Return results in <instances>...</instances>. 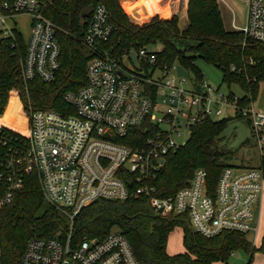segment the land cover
<instances>
[{
  "label": "built area",
  "instance_id": "obj_1",
  "mask_svg": "<svg viewBox=\"0 0 264 264\" xmlns=\"http://www.w3.org/2000/svg\"><path fill=\"white\" fill-rule=\"evenodd\" d=\"M240 1L246 6L245 21L237 30L264 41V0ZM171 2L168 11L173 9ZM44 7L42 0H0L1 37L17 30L8 26L7 18L31 16V34L19 69L24 84L35 78L50 81L59 67L55 26L44 15ZM111 32L108 9L98 3L84 37L94 54L86 64V82L63 94L73 113L30 109L24 132L12 134L0 127V206L11 203L26 184H35L45 202L70 221L64 236L30 237L19 264H139L117 227L102 238H72L75 215L97 199L143 197L156 215H187L193 231L204 237L237 231L251 233L254 242L264 188L261 168L227 165L214 187L207 180V171L197 167L185 186L167 195L159 193L155 182L166 155L185 143L179 141L183 133L190 135L191 127L205 118L215 119L224 106L247 119L263 149L264 113L256 111L252 102L238 105L235 96L218 93L217 98L210 97L205 89L211 87L205 83H199L202 94L195 89L197 83L185 87L187 78L176 75V64H156L159 48L140 47L135 51L137 64L128 50L118 57L102 49L101 43ZM124 59L130 68L123 64ZM140 124L148 132L143 140L135 145L116 140Z\"/></svg>",
  "mask_w": 264,
  "mask_h": 264
},
{
  "label": "trees",
  "instance_id": "obj_2",
  "mask_svg": "<svg viewBox=\"0 0 264 264\" xmlns=\"http://www.w3.org/2000/svg\"><path fill=\"white\" fill-rule=\"evenodd\" d=\"M44 15L54 23V38L58 43L59 67L50 81L35 78L23 83L19 78L20 63L25 55V42L17 30L0 36V127L18 134L26 130L30 109L53 108L64 114L73 108L63 99L66 91H76L86 82V64L94 55L85 45L84 37L98 3L109 12L112 32L101 43L120 57L126 50L160 45L156 64H179L188 70L196 83H202V73L195 64L201 58L222 72V82L239 85L246 94L237 97L244 106L255 99L260 80L264 79V41L248 38L240 30L226 29L217 0H186L187 25L181 28L178 14L171 18L158 15L137 24L123 11L120 0H42ZM158 0H145L126 10L137 12L140 19L161 13ZM232 96V95H229ZM17 123L4 120V115L16 107ZM11 105V106H10ZM239 116V114H237ZM229 117L205 118L191 127L189 138L178 149L166 155V164L155 184L161 195L174 193L187 184L195 168L207 171V180L216 185L221 170L230 165L233 151L218 147L216 138ZM144 125L130 128L127 136L117 138L130 145L143 140L148 132ZM260 168L264 172V157ZM69 218L47 204L35 184H26L15 193L11 203L0 206V248L3 264H19L20 255L32 236H64L69 230ZM182 228L183 253L166 251L169 233ZM117 227L128 239L139 264H212L227 260L236 249L249 256L256 249L245 233L224 231L207 238L193 231L187 215L163 217L151 210L143 197L125 200L97 199L83 207L74 217L72 238H102ZM260 245L259 248H262Z\"/></svg>",
  "mask_w": 264,
  "mask_h": 264
},
{
  "label": "rangeland",
  "instance_id": "obj_3",
  "mask_svg": "<svg viewBox=\"0 0 264 264\" xmlns=\"http://www.w3.org/2000/svg\"><path fill=\"white\" fill-rule=\"evenodd\" d=\"M143 0H120L121 7L128 19L133 23H143L148 21L151 17L158 15L161 18L169 19L174 13L178 14L179 25L184 28L187 25L186 8L182 0H172L173 9L168 11L167 3L169 0H159L157 2L158 8L163 11L156 13L148 18L140 19V14L137 12H128L126 10L137 5ZM219 10L222 16L223 24L226 29L237 30L236 27H241L244 24L246 6L240 0H218ZM7 24L11 28H16L20 32L24 42H27L31 34V16L27 14H18L12 18H7ZM151 48H160V45H152ZM123 64L126 67H131L127 59L123 60ZM195 64L202 73V83L210 86L211 89H205L210 97L217 98L218 93L224 96L232 95L235 97H241L246 92L237 84L232 83L227 86L222 82V72L213 64L197 58ZM196 83L191 74L185 81L184 86L190 87ZM252 107L259 112L264 113V79L259 82V89L253 102ZM11 106V105H10ZM16 107L13 111L9 112L10 108L4 115V120L9 119V123H17V119L14 118L16 114ZM222 113L215 119L222 117H229L225 127L221 131L219 137L216 138V144L218 147L228 148L233 151V156L229 160L230 165L236 168H260L261 159L264 157V148L260 149L255 137L252 135V130L247 119L237 116L231 107H222ZM16 125V124H15ZM189 138V132L185 131L179 140L185 142ZM116 229V228H114ZM263 233V239L254 245L256 249L252 252L251 256L242 249H236L233 251V255H230L227 262L228 264H264V191H263V210L260 223V233ZM247 238L251 240V233L246 234ZM263 245L262 248H259ZM166 251L171 254H179L185 251V247L182 243V228L175 227L168 235L166 241ZM212 264H224L222 261H214Z\"/></svg>",
  "mask_w": 264,
  "mask_h": 264
},
{
  "label": "water",
  "instance_id": "obj_4",
  "mask_svg": "<svg viewBox=\"0 0 264 264\" xmlns=\"http://www.w3.org/2000/svg\"><path fill=\"white\" fill-rule=\"evenodd\" d=\"M130 58L132 59V61L134 62V64H137V55H136V52L131 50L130 53ZM175 72H176V75L179 76V77H184V78H189V72L188 70H186L183 66L177 64L176 67H175ZM195 89L198 93L202 94L203 93V89H202V86L201 84L197 83L195 84Z\"/></svg>",
  "mask_w": 264,
  "mask_h": 264
},
{
  "label": "crops",
  "instance_id": "obj_5",
  "mask_svg": "<svg viewBox=\"0 0 264 264\" xmlns=\"http://www.w3.org/2000/svg\"><path fill=\"white\" fill-rule=\"evenodd\" d=\"M143 1H145V0H143ZM143 1H141V2H143ZM159 1V0H158ZM140 3V2H139ZM138 3V4H139ZM184 5H185V3H184ZM136 6V5H135ZM160 10V9H159ZM161 11V10H160ZM161 12H163V11H161ZM244 21H245V18H244ZM263 191H264V188H263ZM262 210H263V197H262V209H261V214H260V223H261V217H262ZM260 223H259V229H258V233H257V236H256V238H255V241L253 242L252 240H250L254 245H256V244H258L260 241H261V239H263V233L261 232L260 233ZM233 255V254H232Z\"/></svg>",
  "mask_w": 264,
  "mask_h": 264
}]
</instances>
